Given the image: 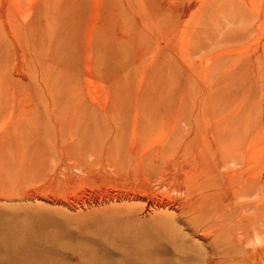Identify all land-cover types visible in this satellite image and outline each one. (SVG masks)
<instances>
[{
    "label": "rangeland",
    "instance_id": "rangeland-1",
    "mask_svg": "<svg viewBox=\"0 0 264 264\" xmlns=\"http://www.w3.org/2000/svg\"><path fill=\"white\" fill-rule=\"evenodd\" d=\"M192 113L203 114L208 130L238 132L237 139L230 137L232 156L222 161L225 165L216 153L207 159L210 169H228L235 179L228 194H222L224 210L235 212L243 201L244 215L243 245L234 225L224 231L232 239L215 250L190 247L200 254L192 260L204 264L210 254L213 264H239L242 257L241 264H264V0H0V192L15 194L12 200H0V264H133L124 261L138 257L133 251L117 249L125 238L122 221L127 222L128 206L124 210L109 202L73 208L74 201L65 198L64 204L52 203L49 193L38 200L21 193L42 191V185L32 186L35 190L24 186L47 167L54 168L60 154L54 140L68 138L69 130L74 136L65 149L71 147L73 159L84 165L93 156L99 161L95 170L106 174L99 155L104 144L99 143L105 131L120 125L116 149L124 160L122 169L129 170L123 174H128L137 169L126 159L132 155L126 142L133 125L151 141L164 127L167 142H149L150 150L140 146L145 154L137 153L145 172L148 159L154 160L148 167L156 161V149L168 143L175 147L172 133L188 135L185 126L184 132L176 131ZM32 130L39 133L34 142ZM189 142L186 157L183 147L177 149L180 143L177 153L171 148L177 154L176 162L174 157L168 162L171 172L178 161L184 167L202 162L205 151L198 138ZM239 153L241 184L236 182L240 164L233 161ZM60 169L62 165L57 173ZM149 214L141 213V220L150 222ZM109 217L118 222L110 225L113 239L99 231ZM129 220L135 223L138 216ZM145 238L140 257H151L153 264H171L178 260L173 248L188 249L151 234ZM28 245L31 252L23 249ZM159 248L161 254H156Z\"/></svg>",
    "mask_w": 264,
    "mask_h": 264
},
{
    "label": "bare ground",
    "instance_id": "bare-ground-1",
    "mask_svg": "<svg viewBox=\"0 0 264 264\" xmlns=\"http://www.w3.org/2000/svg\"><path fill=\"white\" fill-rule=\"evenodd\" d=\"M203 120H204L203 114H197V113L190 114L188 120L185 121L184 125H180L181 128H178L176 131V132H180L182 131L181 130L182 128L184 130V126H185V133L188 132V135H186L187 133L184 134L185 136L182 134L181 136L182 138H180V135H179L178 136L179 139L177 141L176 138L178 137L172 133V135L175 136V140H172L175 142V147L174 146L170 147L172 146L171 143H168L170 146H168V144L166 143L167 142V131L166 129H164V127H162L163 129L158 134H156L157 135L156 139H153L151 141V140H148L146 136L144 137L146 139L142 138L143 132L145 130L138 131L137 126L133 125L131 129V135H129V139L126 142V145L128 146V149L131 150L130 153L132 155H130V157L129 155H126L127 157H129L126 159L128 162L131 161L133 163V164L131 162H130L131 164L129 163L131 167H133L134 162L136 163V167H137L136 170L138 172H135L136 170L133 169V171L131 170V172H129L128 174L127 173L123 174L124 172L123 170L127 171L128 170L127 166H130V165L127 163L128 165H125L127 168L122 169V164L124 160L120 159V156H121V151L119 148L120 146L118 147L119 148L118 150L116 149V146L119 145V137L122 136V135L119 136L121 133L120 125L117 127L113 126L112 128L113 130L111 131V133L105 131L104 136L99 143V145L101 143L104 144V146H101L102 153H99V155L103 156V159H101L100 161H102V167L105 168L106 174H101L100 172L95 170L93 164H96L99 161H95L93 159V156L91 157L92 160H90V162L92 163H89V164H87L88 162L85 163L88 166H86L85 164H84L85 166L83 164L81 165V163L79 164L73 159V153L71 152V149H70L71 147H69L68 149H65V146L68 145L67 139L71 136H74L72 131L69 130L68 131L69 135H67L69 136L68 138L65 135H60L57 139L54 140V143L58 142L56 143V146H58L59 147L58 149L60 150L59 156L57 157L56 155L55 157L57 159L54 160L55 161L54 168L52 169L51 167H47V168L45 167L46 170L42 175H40L39 177H36L35 179L32 180V182L24 186V188L29 187V186L33 188L32 186H35L36 184L42 185V187H44V188H41L42 191L38 189L35 190L34 189L35 187H34L33 189L35 191L33 190L31 192L24 191L23 193H21V195L28 196V198L38 200V199L45 198L44 195L49 193L47 198L52 203L59 202V203L64 204L63 199L65 198V200L74 201L73 203L71 202L73 208L75 206L79 208H84L87 205H89L90 207L91 204L94 206L98 204H103L104 206L105 203H109V202L117 203L118 202L116 206L124 207V210L126 206L128 207L126 211H124L125 213L124 217L126 218L127 222L122 221L124 225V231H122V233L124 235L123 238L124 237L125 238L121 242V244L118 246L117 249L119 250L129 249L130 251H133L138 256L135 259H125L124 260L125 262H130L131 260L133 264H153L151 262L153 261L151 257H148V259L146 260L141 259L140 257V253L143 252L147 246L145 237L146 235L151 234L158 238L165 239V243H168V245H173L175 243H179L183 245L184 243L187 244L189 242V245L188 244L183 245L188 248L187 250L180 251V250H177L178 248L177 249L173 248V251L176 257L178 256V260L177 259L174 260V262L171 264H179V263L197 264V261H193L192 259H197L200 254L199 252L195 253L194 250H192L190 247L193 248V246L198 245V246H205L207 248H212L215 250L219 246V244L223 243L225 240L230 238L228 237V233L224 232L225 229L229 230V228L231 229V227L234 225L239 229V235H238V237L240 238V241H238L239 245L242 244L243 234H244L243 233L244 215L242 211L243 201H240L239 205L236 203L239 208L236 207L238 208V210L235 212H232V211L226 212L221 202V199H222L221 197H222L223 192L226 191L227 188L231 186V184L234 182L233 180L235 179L232 180V177H231L232 175L230 176L231 173L229 172L228 169H225L223 171H217V169L215 170L214 168L210 169L209 166L213 167L212 163L209 162V160L211 159L209 160L207 159L208 156L210 157L211 153H216L220 157L219 164L222 166L225 165L222 161H226L229 159L228 156L230 155H229L228 147L231 141L230 137L233 138L234 136H236V139H237L238 132L230 131L228 132L229 134L227 135L226 134L223 135L224 132L219 129L218 131L214 130L215 132H213L211 128L210 130H208V127ZM200 124L203 126H206L207 130L202 132ZM59 128L60 126L55 127V129H59ZM16 129H19V128H16ZM20 130L21 132L23 131L21 127H20ZM223 130H225L224 127H223ZM33 132H35V135L30 137V141L32 139V142L36 141L39 136V133H37V130ZM33 132L30 134V131H29L28 134L32 135ZM45 132L47 131L45 130ZM60 133L64 134L62 129H60ZM28 134L26 135L27 137L29 136ZM21 135L19 136L18 134H16V136L20 137L17 140H23L21 139L23 135L22 136ZM44 135L42 136L44 137ZM25 137H23L24 141L27 140V138L25 140ZM75 137H77V135H75ZM8 138L10 137L8 136ZM197 138H198L201 148H203V150L205 151V154L203 155V158H202L203 160L202 162H200L201 164L198 162L200 165L198 164L197 165L198 167H196V163L192 161L193 162L192 165H189L188 167L186 166L184 167L183 166L184 164H182L183 162L181 163L178 161L177 163L178 169L176 171L174 170V172H171L169 168L171 167V165L169 166L168 162L173 157H174V161L176 162L175 158L177 157L176 156L177 154L175 155L171 153V151H173L172 149L173 148L176 149L177 148L176 144L180 143L177 149H179V147L181 148L183 147L182 157H186L187 152H188L187 148H188V145L190 144L189 140H194V139L196 140ZM180 139L181 141H179ZM161 141L163 142L166 141L165 143L167 145L164 146L163 144L164 147L162 146L161 148L156 149L154 151L153 159H155L156 161L153 162V166L148 167V165L152 163L150 161L152 159H148L149 162L147 161L148 163L146 164L148 165L146 166L145 172H144L143 167L145 166V163L144 164L142 163L140 156L137 154L138 152L142 153L140 146L141 147L143 146V149H146L148 148V146L146 145L149 144V142L159 143ZM23 146L25 147V144H23ZM137 146L139 147L140 150L135 149ZM177 149L176 151L174 150L175 153H177V151L180 150V149L179 150ZM145 151L143 152L144 154H145ZM10 152L11 151H9V153ZM97 154L95 157L96 159L98 156ZM136 155H137V159L135 157ZM18 156L19 155H17V158H19ZM199 156H200L199 153H196L195 157H199ZM235 156L237 159L233 161H236L237 164H240L238 172L236 173V177H237L236 182H238V184H241V174L243 171L242 165L244 163L242 164L238 160L239 156H241L240 153L236 154ZM13 158H16V156H13ZM24 158L25 156H23L22 160L26 159ZM42 163H43V160H42ZM43 164H40L39 166L41 165L43 166ZM18 165L20 166V163H18ZM26 165H27V162H26ZM58 165H62V169H60V171H58L57 173L56 167ZM205 165L208 167L203 168ZM199 167H202V168H199ZM72 168L79 169L80 172L77 174H74L72 173ZM141 168L143 172L141 171ZM149 168L150 170L148 171ZM137 173H139V175ZM14 183L15 182H13V185ZM1 188L2 187L0 184V189ZM6 191H8V189ZM6 191L3 193L0 192L1 193L0 200L1 199L2 200L3 199L12 200L15 197V194H10V192H8L9 194L6 196ZM86 192H89L87 194L88 196H86ZM54 194H56L57 196H55ZM240 196L238 198H240ZM57 197H60V199ZM226 197L227 196H225V198ZM112 207L114 208L112 210L113 211L115 210V212L119 210V208L115 206H112ZM144 212H149L151 214V218L149 220L150 222H145L146 220H141L140 214ZM137 216H138V221H135V223H132L129 220V218H133ZM110 217L105 218L107 222H105L103 229L99 231L103 235H109V237L107 238L113 239L116 237V232L112 227H110V225L115 224L118 226V222H116L117 220L116 218L112 217L111 219ZM143 222L146 224H144ZM149 223L150 225H148ZM181 226H183V228H181ZM184 229H187L191 231L192 233L190 232V234L189 233L186 234L183 231ZM131 232L133 233L132 235H131ZM200 239L204 241L203 244L199 242ZM23 249H25L27 252L32 251L31 245L24 246ZM154 252L156 254H161L160 248L155 249ZM205 253H206V249H205ZM217 253L219 254V252ZM211 256L212 255L209 254L204 258V264H213V262L210 260L212 259ZM185 260H188V261L181 262ZM242 261H243V257L238 260V263L241 264ZM121 263L125 264L123 262ZM158 263L160 262H157L156 264ZM243 263H246V262H243ZM163 264H167V263H163Z\"/></svg>",
    "mask_w": 264,
    "mask_h": 264
}]
</instances>
